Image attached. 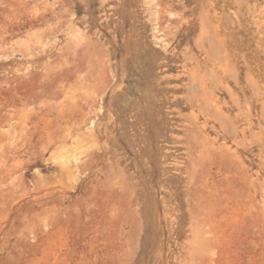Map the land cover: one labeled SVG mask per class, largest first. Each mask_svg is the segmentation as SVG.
Here are the masks:
<instances>
[{"label":"rangeland","instance_id":"374dc122","mask_svg":"<svg viewBox=\"0 0 264 264\" xmlns=\"http://www.w3.org/2000/svg\"><path fill=\"white\" fill-rule=\"evenodd\" d=\"M0 264H264V0H0Z\"/></svg>","mask_w":264,"mask_h":264},{"label":"bare ground","instance_id":"6f19581e","mask_svg":"<svg viewBox=\"0 0 264 264\" xmlns=\"http://www.w3.org/2000/svg\"><path fill=\"white\" fill-rule=\"evenodd\" d=\"M194 79V78H193ZM199 85H202V84H200L199 83ZM203 87V86H202ZM205 88V87H204ZM197 95V94H196ZM187 96V95H186ZM191 97V96H190ZM197 97V96H196ZM203 97V96H202ZM205 97V96H204ZM208 98V97H207ZM206 98V99H207ZM210 98V97H209ZM195 99V98H194ZM211 99V98H210ZM199 100H201V101H203L202 99H199ZM209 99H207L206 101H208ZM198 101V100H197ZM193 102V101H192ZM210 102V101H209ZM213 102V101H212ZM207 103V102H206ZM205 103V104H206ZM202 104V103H201ZM204 104V105H205ZM200 105V104H199ZM198 105V106H199ZM209 105V104H208ZM202 107V106H201ZM199 108V107H198ZM213 109V108H212ZM206 111V110H205ZM202 112H203V110H202ZM211 115V114H210ZM192 118V117H191ZM88 122H89V118H88V120H87ZM93 122V121H92ZM94 123V122H93ZM89 125V124H88ZM196 125H194V127H195ZM193 127V126H192ZM197 127H195V129H196ZM194 129V128H193ZM192 128L190 129V138H191V142H192V144H193V150H195L196 151V153H199L200 154V156H201V154L203 153V151H197L196 149L197 148H202L203 147V149L205 148V147H207V146H209V148L211 147L212 148V143H210L207 139L208 138H203L202 136H201V138L197 135V134H195V132H194V130H193ZM198 129V128H197ZM88 130L89 131H87L88 132V135L89 136H92V138L94 137V136H96L97 134H96V132L94 131V126L92 127V124L90 123V126H89V128H88ZM96 138V137H95ZM94 138V139H95ZM191 147V146H190ZM216 147V146H215ZM220 147V146H219ZM222 147V146H221ZM213 149H215V148H213ZM208 150L209 149H207V152H208ZM219 150V149H218ZM222 150V149H221ZM191 151H192V149H191ZM194 151V152H195ZM206 151V150H205ZM213 151V150H212ZM216 151V150H215ZM223 151H224V149H223ZM214 152V151H213ZM218 152V151H217ZM224 152H226V151H224ZM83 153V152H82ZM82 153H81V151L77 154V156H76V158H75V162H76V169L78 168V165L81 163V155H82ZM192 154V153H191ZM204 154V153H203ZM208 155V154H207ZM209 156H211V155H209ZM226 156L227 155H225V158H226ZM102 157H104V153L103 154H100L99 156H98V161H99V163H98V166L101 164V160H102ZM193 157V156H192ZM204 157V156H203ZM212 157V156H211ZM228 157V156H227ZM199 158V157H198ZM203 159V158H202ZM220 159V158H219ZM201 160V158H199V161ZM215 160V159H214ZM200 163V162H199ZM98 184H100L101 186H106V184L105 183H103L102 181H97V185ZM108 187V186H107ZM107 190H108V188H107ZM101 194V193H100ZM105 194V193H104ZM113 194V193H112ZM116 194V193H115ZM112 198V197H111ZM112 200V199H111Z\"/></svg>","mask_w":264,"mask_h":264}]
</instances>
